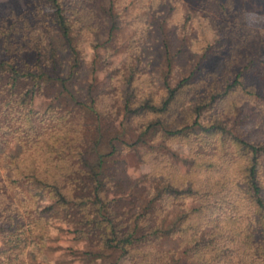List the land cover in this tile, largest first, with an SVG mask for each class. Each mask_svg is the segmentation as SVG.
<instances>
[{
    "label": "trees",
    "instance_id": "1",
    "mask_svg": "<svg viewBox=\"0 0 264 264\" xmlns=\"http://www.w3.org/2000/svg\"><path fill=\"white\" fill-rule=\"evenodd\" d=\"M30 1L52 39L44 49L34 41L29 48L12 37L10 29L0 31V150L16 147L5 157L8 175L0 183L5 180L23 201L40 205L19 206L30 224L27 232L12 204L0 205L9 223L5 231L11 233L15 225L22 239L9 235L4 240V250L13 255L4 263L0 251V264H25L18 245L25 246L27 235L30 249L40 255L49 221L70 227L67 231L85 242L88 259L118 252L128 264H178L180 257L186 264H264V144L232 139L243 157L240 176L230 174L223 154L207 158L204 170L190 176L195 186L182 188L170 181L136 187L118 158L136 145L151 152L165 149L163 143L154 145L159 140L228 137L223 120L211 109L220 96L244 90L241 72L231 81L196 91L195 83L206 71V53L174 80L180 49L172 50L169 41L161 39L157 72L139 67L136 57V63L129 62L123 70L126 79L120 80L119 69L91 60V79L101 73L104 82L97 91L89 84L86 99L78 101L71 89L83 61L78 45L84 27L77 8L72 0ZM109 19L106 38L93 43V51L111 42L116 25L111 13ZM186 90H195L194 102L181 121H170ZM36 98L49 102L43 111L34 109ZM134 118L142 123L133 142L127 143L124 123ZM162 239L176 242L180 253L163 250Z\"/></svg>",
    "mask_w": 264,
    "mask_h": 264
},
{
    "label": "rangeland",
    "instance_id": "2",
    "mask_svg": "<svg viewBox=\"0 0 264 264\" xmlns=\"http://www.w3.org/2000/svg\"><path fill=\"white\" fill-rule=\"evenodd\" d=\"M72 1L84 27L78 45L82 52V68L71 84L72 95L78 101L86 99L89 84H92V91H97L104 82L101 73L96 74L94 81L91 79L88 68L91 60H104L119 69L120 80L126 79L123 70L129 62L135 64L136 57L140 60L139 67L149 66L157 72L161 61V39L168 40L172 50L180 49L174 60V80L186 75L193 63L206 53L202 64L206 71L195 83L196 91L223 80L231 81L235 73L241 72L239 81L244 90L234 89L218 96L211 109L217 118L223 120L229 131L228 137L191 135L163 142L159 140L154 145L163 143L165 149L153 152L139 145L125 148L118 158L123 163L121 168L127 178L136 183V187L145 189L166 181L174 187L195 186L196 182H191L190 176L204 170L207 158L217 159L223 154L229 159L230 174L240 176L243 157L232 139L264 144V0ZM109 13L116 25L111 42L93 51V43L101 44L106 38ZM68 18L73 22L71 15L68 14ZM8 29L12 37L29 48L34 41L44 49L52 39V33L30 0H0V31L5 34ZM0 41H3L1 35ZM195 90H186L180 95L171 110L170 121L174 119L178 123L186 117L187 108L194 102ZM48 103L43 98H36L34 109L43 111ZM140 123L142 120L139 118L124 123L123 137L127 143L133 142L135 129ZM223 148L226 149L224 153ZM15 151L14 146L0 150V178L8 175L5 157L12 156ZM199 151L207 156L198 155ZM260 161L264 164V154ZM1 182L0 205L12 204L14 211L21 215L19 225L23 224L27 232L30 224L19 206L24 204L32 209L40 203L23 201L15 187L8 186L5 180ZM6 219L5 210H1L0 251L4 263L13 255V252L4 250V240L11 235L14 240L22 241L18 237L21 232L16 230L15 225L11 233L5 231L9 227ZM67 229L71 228L49 221L48 237L39 243L40 255L30 249L31 239L27 235L25 246L22 243L18 245V248H23L25 264H128L124 258H119L118 252H107L101 260L88 259L84 255L87 251L85 242L77 240L76 235ZM159 246L163 250L172 249L180 253L172 240L162 239ZM178 264L186 262L180 257Z\"/></svg>",
    "mask_w": 264,
    "mask_h": 264
}]
</instances>
